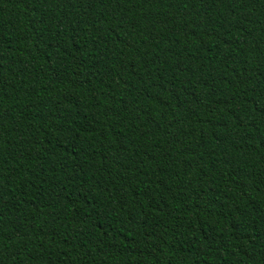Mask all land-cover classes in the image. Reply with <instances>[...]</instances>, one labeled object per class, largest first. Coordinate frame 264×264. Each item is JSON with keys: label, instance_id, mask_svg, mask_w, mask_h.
<instances>
[{"label": "trees", "instance_id": "16d2710c", "mask_svg": "<svg viewBox=\"0 0 264 264\" xmlns=\"http://www.w3.org/2000/svg\"><path fill=\"white\" fill-rule=\"evenodd\" d=\"M0 264H264V0H0Z\"/></svg>", "mask_w": 264, "mask_h": 264}]
</instances>
